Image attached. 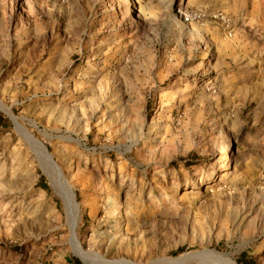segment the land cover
<instances>
[{"label":"rangeland","instance_id":"1","mask_svg":"<svg viewBox=\"0 0 264 264\" xmlns=\"http://www.w3.org/2000/svg\"><path fill=\"white\" fill-rule=\"evenodd\" d=\"M74 244L264 264V0H0V264Z\"/></svg>","mask_w":264,"mask_h":264},{"label":"bare ground","instance_id":"2","mask_svg":"<svg viewBox=\"0 0 264 264\" xmlns=\"http://www.w3.org/2000/svg\"><path fill=\"white\" fill-rule=\"evenodd\" d=\"M43 152L45 157L48 159V153L46 152V150L44 148ZM48 161V160H47ZM50 166V164H49ZM46 173L48 174L51 184L55 189H60V178H62L59 174H56L57 172L53 170V168H51L50 170H48V168L46 169ZM62 200L65 206V210H66V214H67V218H68V222L69 224L72 225V227L74 228V226L76 225V221L78 220V210H77V205L75 204V199L73 194L70 193H64L62 196ZM76 252L78 255H80L84 261L85 264H91L93 261L92 259L87 256L86 254L82 253V250L79 246H77L76 244H74ZM209 255H212L214 258L213 263L211 264H236L228 254H222L216 251L210 252L208 253ZM181 262V258H175V259H168L166 260V264H180Z\"/></svg>","mask_w":264,"mask_h":264},{"label":"trees","instance_id":"3","mask_svg":"<svg viewBox=\"0 0 264 264\" xmlns=\"http://www.w3.org/2000/svg\"><path fill=\"white\" fill-rule=\"evenodd\" d=\"M238 264H255L254 262L252 261H237Z\"/></svg>","mask_w":264,"mask_h":264}]
</instances>
